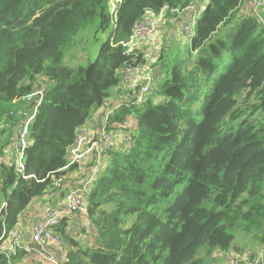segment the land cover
I'll list each match as a JSON object with an SVG mask.
<instances>
[{
  "label": "trees",
  "instance_id": "16d2710c",
  "mask_svg": "<svg viewBox=\"0 0 264 264\" xmlns=\"http://www.w3.org/2000/svg\"><path fill=\"white\" fill-rule=\"evenodd\" d=\"M192 1L121 0L114 17V0H0V155L13 140L23 96L46 84L26 151L29 177L2 166L0 240L58 178L66 195L68 174L78 168L69 162L79 130L105 107L121 69L145 62L126 45L135 24ZM245 3L210 0L189 47L192 69L178 47L172 60L157 61L162 78L152 94L134 103L126 95L109 115V130L137 118L125 129L132 137L125 148L105 151L111 162L86 193L89 213L108 205L113 221L103 246L81 248L64 217L58 233L71 244L69 264H203L202 246L229 251L235 230L264 231V12H242ZM96 22L111 29L96 60L60 75L77 32ZM26 255L2 252L0 263Z\"/></svg>",
  "mask_w": 264,
  "mask_h": 264
},
{
  "label": "built area",
  "instance_id": "2783aa9c",
  "mask_svg": "<svg viewBox=\"0 0 264 264\" xmlns=\"http://www.w3.org/2000/svg\"><path fill=\"white\" fill-rule=\"evenodd\" d=\"M115 1L116 2H114L112 6V14L114 17L117 15L121 0ZM249 3L252 4L253 10L255 11L254 13L261 17V10L264 9V0H249ZM177 10L178 9H172V11ZM194 11H196V9H194ZM154 15L156 14L149 13L142 21L135 24L131 40L126 44L129 52L137 50L136 38L150 31L151 20L149 17H153ZM197 20V14L194 13L191 17V21L188 22V28L186 29L188 33L185 32L186 34H192V32H194ZM141 65H136L135 67L126 66L120 71L128 91V98L126 101L135 100L132 101V103L143 101L145 95L152 92L159 78H161L160 69L156 68L152 72H143ZM45 86V82L40 81L39 84L34 85L30 93L22 98L24 100V105L21 110L22 114L20 121L14 130L13 140L10 145L4 149L3 154L0 155V186L3 181V163L13 165L17 175L29 177V175L25 174L26 151L33 142V137H31V125L36 120L40 106L45 102ZM136 89L138 90L135 94L134 92ZM121 103H117V105L113 106V109L110 108L105 113L104 125L101 126L98 132L94 133L88 128L82 127L77 135L78 138L71 147L70 153L72 158L69 165L85 161L91 156H95V163L90 173L91 176L86 179H81L77 184L69 187L64 196V207L59 208L50 202L44 205L43 215L41 219L33 225L32 235L28 243L24 242L25 234H23L18 224L12 229H7L5 227L0 240V253L6 252L9 256L12 253L16 255L17 250L22 249L27 255H38L51 264H69L68 252L60 247L58 227L62 223L64 217L69 218L78 215L83 218V220L85 219L86 222L83 221V225L89 228L90 213L88 202L86 201V193L90 191L92 184L103 170L104 159L106 158L105 151L115 146L117 136L113 130L106 128V124L109 115L112 114ZM133 127L131 121L118 126V128L122 130L131 129ZM125 138L127 140L132 139L130 135H127ZM62 180L63 177L57 179V186L53 189L54 191L60 190L59 186L64 182V180ZM6 206L7 200L0 197V216ZM230 264H264V252H258L256 255L244 253L235 256Z\"/></svg>",
  "mask_w": 264,
  "mask_h": 264
},
{
  "label": "rangeland",
  "instance_id": "374dc122",
  "mask_svg": "<svg viewBox=\"0 0 264 264\" xmlns=\"http://www.w3.org/2000/svg\"><path fill=\"white\" fill-rule=\"evenodd\" d=\"M114 2L116 1L114 0ZM114 2L112 3V6ZM209 2L210 0H207L206 5H204V8H202L198 12L197 19L202 16ZM243 6H244L243 9H245L244 12H247L249 10H252L253 13L255 12L252 9V4L249 2L248 4L245 3ZM180 11L181 10L170 11L168 12L170 14L163 12L161 14H156L153 17H149V19L151 20L150 31L136 38L137 39L136 49L142 51L145 58V62L141 65L143 72L154 71L159 65L157 62L159 58H164V59L166 58L167 61L172 60L175 55L176 49L178 47L183 51L179 55L186 58V60L188 61V70L192 69L194 65V52L189 53V47L192 41V36L196 31V26H195V31L192 32V34H186L188 33L186 31V29L188 28L187 27L188 20L185 19L184 16L180 15L181 14ZM262 12H264V9H262L261 14ZM110 31L111 29L103 30L101 28H98L97 22L89 24L86 27L79 30L77 32V35L73 38L72 45L68 47L65 51V57H64L65 62L59 74L64 75L67 73L70 74L72 72L70 74V76H72L73 73H75L78 70L79 66H87L91 62H94L99 52L100 45L104 41H106ZM171 69L172 66L170 67V70ZM119 88L121 90L122 96L128 95V91L125 87L123 78L121 79V82L118 85H116L111 89V93ZM110 98L106 99V102L108 103L107 105H105V107L109 109L110 108L113 109L114 108L113 106H115V104L113 100H110ZM96 110L98 109H94L90 114V118L87 122L88 124H90V122L92 121L93 119L92 116L95 114L94 112ZM136 121L137 118L134 117L133 119H131V124L133 126H136ZM101 125H104V123H102ZM120 135L121 136L117 134L115 147L113 148H117L119 146L121 150L125 148V145L130 140H127L125 138L127 137L126 133L123 134L121 132ZM58 192H59L58 196L62 198L63 196L61 194V190H58ZM263 202H264V197H263ZM101 210L106 211L107 213L102 214L103 216H100L99 212ZM108 213H111L110 207L108 205H103L100 207L99 210H97L95 215L92 216L90 214L89 228H86L83 225L80 216L77 215L71 218L69 225L70 232L71 235L79 241L81 248L82 247L98 248L103 246L102 237L103 239L106 238L103 236L105 230L109 228V224H111L113 221V218L109 217ZM103 217L104 218L106 217V219H103ZM83 228H85L86 231H83ZM234 234H235V240L229 251H223L220 248L216 247V249L212 250L211 253H208L207 246H202L200 249L199 257L203 258V264H223L224 261L229 263L231 259L235 258V256H239L244 253H250L252 255H256V253L258 252L261 251L264 252V239L260 238L264 234V231L261 232L254 231L249 233L241 229V230H235ZM110 237L111 236L107 238L108 242L110 240ZM66 244L67 246H71V244H69V241L66 242ZM226 254L229 255V257L226 258L225 256ZM230 256H232V258Z\"/></svg>",
  "mask_w": 264,
  "mask_h": 264
},
{
  "label": "crops",
  "instance_id": "0c3cea01",
  "mask_svg": "<svg viewBox=\"0 0 264 264\" xmlns=\"http://www.w3.org/2000/svg\"><path fill=\"white\" fill-rule=\"evenodd\" d=\"M206 2H207V0H193L190 8L181 10L180 15L184 16V18L187 19L189 22V21H191V17L193 16L194 13L198 14V12L202 8H204V5H206ZM248 2L249 1L246 0L247 4H248ZM243 7H241L242 12H244V10H245V9H243ZM246 7H247V5H246ZM194 9H196V11H194ZM163 12L169 14L166 9L163 10L161 13H163ZM124 99H126V97H125V95L122 96L120 88L116 89L114 92L111 93L110 100H113L115 105H117V103H121ZM107 103L108 102H106V105H107ZM104 108H105V111L109 110V108H106V107L98 108V110H96L94 112L95 114L92 116L93 119L90 122V124L87 123V124L83 125L82 127H86L94 133L98 132L99 128H101V126H102L101 124L104 123V121H105ZM98 121H99V123H98ZM113 131L115 132L116 136H117V134L119 136H121L120 135L121 132L123 134H125V130H122V129H117V130H113ZM115 149L120 150V147L118 146ZM110 158L111 157L108 158V156H106V158L104 159V165H103L104 167H106L107 164L109 162H111ZM93 163H95V157L94 156H91L86 161L78 162V168L75 171L68 174V177L70 178V180H68L69 181L68 186L71 187V186L77 184L81 179H86V178L90 177L91 176L90 173L92 171L91 167H92ZM104 167H103V169H104ZM85 176H87V177H85ZM58 193L59 192L55 190L54 192L46 193L42 197L34 199L27 206V208L23 211L22 215L20 216L18 225L22 229L23 234H25V237H24L25 243H28L30 241V238L32 235V227L36 222H38L41 219V217L43 215L42 212H43L44 205L47 202H50L54 206H57L59 208L64 207L65 198L63 195H62L63 197L60 198V196H58ZM59 199L61 202L59 201ZM71 218L72 217L68 218L69 222H68V225L66 227V230H67V232H69L70 235H71V232H70L69 224H70ZM81 219H82L81 222L85 221V219L84 220H83V218H81ZM85 231H86V229H85ZM66 242H68V241L65 238L64 239L62 238V240H60V247L66 251L67 250L69 251L71 249V246H67ZM69 244H70V242H69ZM225 256H226V258L229 257V255H227V254ZM230 257L232 258V256H230ZM230 262L227 263L224 261L223 264H230ZM10 264H51V263H49L46 259H43L42 257H40L38 255H26L21 260L15 259V260L11 261Z\"/></svg>",
  "mask_w": 264,
  "mask_h": 264
},
{
  "label": "clouds",
  "instance_id": "9594fccd",
  "mask_svg": "<svg viewBox=\"0 0 264 264\" xmlns=\"http://www.w3.org/2000/svg\"><path fill=\"white\" fill-rule=\"evenodd\" d=\"M195 31V30H194Z\"/></svg>",
  "mask_w": 264,
  "mask_h": 264
}]
</instances>
